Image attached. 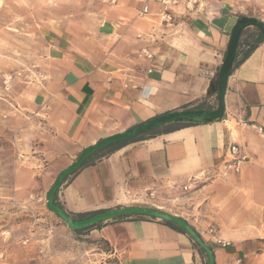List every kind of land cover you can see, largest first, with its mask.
I'll return each mask as SVG.
<instances>
[{"label": "crops", "instance_id": "0c3cea01", "mask_svg": "<svg viewBox=\"0 0 264 264\" xmlns=\"http://www.w3.org/2000/svg\"><path fill=\"white\" fill-rule=\"evenodd\" d=\"M75 3L37 31L43 56L30 107L41 119V168L31 178L26 171L24 187L38 176L40 194L106 137L201 103L216 108L213 83L233 26L241 16L264 22V0ZM224 105L218 122L131 140L84 165L57 204L69 216L155 208L192 227L214 264H264V41L231 69ZM231 145L245 157L238 172L224 165ZM92 233L122 264H206L184 232L160 220L117 219Z\"/></svg>", "mask_w": 264, "mask_h": 264}, {"label": "rangeland", "instance_id": "374dc122", "mask_svg": "<svg viewBox=\"0 0 264 264\" xmlns=\"http://www.w3.org/2000/svg\"><path fill=\"white\" fill-rule=\"evenodd\" d=\"M75 7V0H0V264H122L96 228L69 230L46 208L40 177L33 189L24 187L26 171L31 178L41 168V119L30 107L43 56L37 31ZM256 30L247 28L242 40Z\"/></svg>", "mask_w": 264, "mask_h": 264}, {"label": "water", "instance_id": "95a60500", "mask_svg": "<svg viewBox=\"0 0 264 264\" xmlns=\"http://www.w3.org/2000/svg\"><path fill=\"white\" fill-rule=\"evenodd\" d=\"M252 27L264 35V22L254 18L241 16L237 19L231 31L226 53L217 74L216 87L217 106L212 110L185 109L173 111L155 116L128 130L106 137L94 145L83 149L76 159L63 169L54 180L45 196L46 208L54 214L69 230L80 231L94 228L98 224L117 220L120 218H149L160 220L175 225L182 230L192 242L205 254L206 264H214V256L211 249L202 241L199 235L183 219L167 214L151 207L127 206L99 211L89 216L74 220L56 202L55 198L65 180L80 170L85 162L95 154L105 149L129 140L135 139L151 131L176 124H210L221 120L224 114V96L228 76L236 58L238 43L245 29Z\"/></svg>", "mask_w": 264, "mask_h": 264}, {"label": "trees", "instance_id": "16d2710c", "mask_svg": "<svg viewBox=\"0 0 264 264\" xmlns=\"http://www.w3.org/2000/svg\"><path fill=\"white\" fill-rule=\"evenodd\" d=\"M254 33L255 34H252L250 36V39H251L250 41L248 39L243 41L242 38H240L239 43H238L236 58H235L233 66H237L241 61H243L246 57H248V55L254 50V48L258 45V43H260L261 41H264V35L262 33H260L257 30ZM244 34H245V32L243 33V35ZM216 83H217V80L214 81L213 87H216ZM192 109L212 110V107L206 106L203 103H201V104H198L197 106H195ZM188 125H191V124H176V125L164 127V128H161V129H157V130L151 131V132L146 133L144 135H141V136H139V137H137L135 139H132V140H141V139H145V138H152V137H155V136L160 135V134H164V133H168V132H172V131L181 129V128L186 127ZM129 141H131V140H129ZM129 141H127V142H129ZM124 143H126V142H122V143L113 145V146L105 149L104 151L95 154L92 158L87 160L84 165L90 163L91 160L96 158V157H102V156L106 155L107 153H109L112 150L118 148L120 145H123ZM87 216H89V215H78L77 218L82 219V218H85ZM71 218L74 219V220H79V219H77L75 217H71ZM124 219H126V218H120L118 220H124ZM134 219H142V218L137 217V218H134ZM166 224L168 226L172 227L173 229L183 233V231L180 230L179 228H177L175 225L170 224V223H166ZM98 227H99V224L97 226H95L94 228H98ZM194 246H196V245L194 244ZM196 248H197V246H196ZM198 250L202 254H204L200 249H198Z\"/></svg>", "mask_w": 264, "mask_h": 264}, {"label": "built area", "instance_id": "2783aa9c", "mask_svg": "<svg viewBox=\"0 0 264 264\" xmlns=\"http://www.w3.org/2000/svg\"><path fill=\"white\" fill-rule=\"evenodd\" d=\"M176 3L179 0H167V3L169 2ZM186 4H194L197 3L199 0H182ZM165 2V1H164ZM147 14V8L144 7L142 11L140 12V15H145ZM172 15L170 12L165 11L164 13L161 14V20L164 23H171L172 22ZM245 160V157L243 155L239 154V149L238 146L236 145H231L228 149V160L224 162V165L226 168L231 169L235 172H238L240 169V164Z\"/></svg>", "mask_w": 264, "mask_h": 264}]
</instances>
